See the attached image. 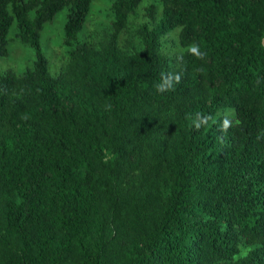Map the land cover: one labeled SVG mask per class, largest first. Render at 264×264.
Segmentation results:
<instances>
[{
  "label": "trees",
  "instance_id": "1",
  "mask_svg": "<svg viewBox=\"0 0 264 264\" xmlns=\"http://www.w3.org/2000/svg\"><path fill=\"white\" fill-rule=\"evenodd\" d=\"M93 1L0 0V56L11 26L34 56L0 73V264H264V0H107L84 42Z\"/></svg>",
  "mask_w": 264,
  "mask_h": 264
},
{
  "label": "rangeland",
  "instance_id": "2",
  "mask_svg": "<svg viewBox=\"0 0 264 264\" xmlns=\"http://www.w3.org/2000/svg\"><path fill=\"white\" fill-rule=\"evenodd\" d=\"M142 2L134 15L129 19L127 30L119 36V44H124L125 40H132L134 44H139L138 38L133 35L135 25L143 21ZM107 0H94L86 17L83 29L78 38L84 42H95L96 39L103 38L108 33L110 16L107 12ZM65 20L64 9L58 11L53 18L45 23L40 35L41 51L48 60V69L54 74L66 61L65 47L62 44V25ZM176 30H172L162 38V51L174 57L180 51L176 44ZM15 28L11 26L7 33V54L0 56V73L10 69L17 74L22 73L31 66L33 61V50L31 47L21 43L15 36ZM137 44V45H138Z\"/></svg>",
  "mask_w": 264,
  "mask_h": 264
},
{
  "label": "clouds",
  "instance_id": "3",
  "mask_svg": "<svg viewBox=\"0 0 264 264\" xmlns=\"http://www.w3.org/2000/svg\"><path fill=\"white\" fill-rule=\"evenodd\" d=\"M188 51L192 54H195L198 58H202L203 54L199 52L198 46L197 45H191L189 46ZM163 83L160 85H157V90L158 91H164L166 88L170 89L171 87H173L172 82H179L180 80V76L177 75H172L171 73L167 74L166 76L162 77ZM197 128L200 127L199 123H196L195 125ZM225 127H227V125H225Z\"/></svg>",
  "mask_w": 264,
  "mask_h": 264
}]
</instances>
